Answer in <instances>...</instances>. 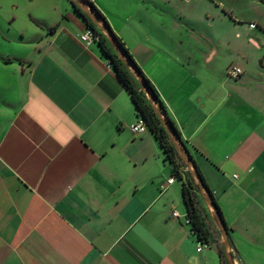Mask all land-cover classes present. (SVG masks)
I'll return each mask as SVG.
<instances>
[{"label": "crops", "instance_id": "1", "mask_svg": "<svg viewBox=\"0 0 264 264\" xmlns=\"http://www.w3.org/2000/svg\"><path fill=\"white\" fill-rule=\"evenodd\" d=\"M53 1L0 38V264H222L209 219L197 251L182 180L168 183L150 132L130 131L138 113L98 42H81L85 21ZM258 1L133 0L120 24L93 4L175 122L235 264H264V25L247 8Z\"/></svg>", "mask_w": 264, "mask_h": 264}, {"label": "trees", "instance_id": "2", "mask_svg": "<svg viewBox=\"0 0 264 264\" xmlns=\"http://www.w3.org/2000/svg\"><path fill=\"white\" fill-rule=\"evenodd\" d=\"M93 5V3L91 2ZM94 6V5H93ZM75 10L77 13L83 18V20L86 23L87 28H90L94 34L98 38V44L100 46V49L104 55V57L107 59L109 66L112 68L113 72L117 76L119 82L124 86V88L127 90L133 105L135 107L136 112L138 113V117H141L144 119L148 132H150L153 137L155 138L156 142L158 143L165 161L169 164V166L172 169V176L176 178V180H182V200L183 204L186 208V216L189 219V227L191 228V232L197 237L199 243L204 245H209L212 242V233L207 225V220L214 225L210 215L208 214V211L203 203L202 198L199 196L196 185L194 183L193 178L191 177L190 173L186 170V166L184 162L180 159L178 156L174 146L170 142L169 136L167 132L165 131L164 127L162 126L159 118L157 117L154 109L148 102V99L146 97V94L142 91L141 87L139 86L137 80L134 78V76L131 74L129 69L126 67V65L120 60L116 52L111 47L110 43L107 41V39L104 37V35L101 33V31L92 23V21L84 15L80 9L75 7ZM95 7V6H94ZM96 8V7H95ZM97 12L104 18V15L96 8ZM120 45L123 47V49L127 52L129 57L134 61L132 56L130 55L128 49L125 46V43L116 35ZM135 65L136 62L134 61ZM139 68V66L137 65ZM140 69V68H139ZM141 70V69H140ZM142 72V71H141ZM143 74V72H142ZM145 81L148 85V87L153 91V93L158 97V99L161 101L159 94L153 84L150 82V80L143 74ZM162 107L166 110L163 102L161 101ZM169 123L171 127L173 128V131L180 136V133L178 131V128L175 124V122L168 116ZM192 157V156H191ZM193 159V158H192ZM195 163V161L193 160ZM198 173L202 179L203 184L207 188L208 192L210 193V196L212 197L214 204L221 215L222 219V213L220 208L218 207L215 199L213 198V195L211 191L208 189L205 180L195 163ZM200 204L203 206V210L200 208ZM224 221V219H223ZM225 223V221H224ZM226 225V223H225ZM227 227V225H226ZM228 229V227H227ZM218 234L220 235V232L217 230ZM219 256L221 258L222 264H228L225 256H224V250L222 244L219 248Z\"/></svg>", "mask_w": 264, "mask_h": 264}, {"label": "water", "instance_id": "3", "mask_svg": "<svg viewBox=\"0 0 264 264\" xmlns=\"http://www.w3.org/2000/svg\"><path fill=\"white\" fill-rule=\"evenodd\" d=\"M71 3L81 10V12L86 15L92 23L101 31L107 41L110 43L113 50L116 52L120 60L126 65L131 74L137 80L142 91L146 94L148 102L154 109L157 117L159 118L162 126L167 132L170 142L174 146L178 156L184 162L186 170L190 173L196 185L197 192L202 198L203 203L210 215L215 227L221 234V242L224 250V256L228 264H235L231 244L229 241L228 229L219 214L210 193L202 182V179L198 173L197 167L193 162L191 154L187 149L185 143L182 141L181 136L177 135L173 128L171 127L166 110L162 107L161 101L158 97L151 91L148 87L145 78L141 70L135 65L134 61L129 57L127 52L120 45L115 32L112 30L111 26L96 10V8L91 4L89 0H70Z\"/></svg>", "mask_w": 264, "mask_h": 264}, {"label": "rangeland", "instance_id": "4", "mask_svg": "<svg viewBox=\"0 0 264 264\" xmlns=\"http://www.w3.org/2000/svg\"><path fill=\"white\" fill-rule=\"evenodd\" d=\"M90 1L93 4H95V6L103 10L105 14H109L110 16L109 18L114 24L122 23L119 13L126 12L127 8L131 7L133 3V0H90ZM57 4L60 5L59 3ZM57 4L53 0H0V38L15 35L18 26H20L21 28L26 27L29 21V14L32 15L38 12L46 13L44 10L53 8ZM62 5L66 7L67 3L63 2ZM247 8L251 9L250 12L251 15L260 17L259 23L261 25H259V27L264 25V2L258 1V5L250 2V4L247 5ZM101 10L100 12L104 15L107 22L112 28V25L110 24L111 21H108L107 17ZM14 17H16V20H14L13 22ZM213 26H215L214 23ZM245 26L247 29L250 27L248 23ZM112 30L114 31L113 28ZM258 32L261 33V30L258 29ZM249 37L250 35H248L247 33L245 39H248ZM261 46H262L261 51H259L257 55V57H259V60L261 61L257 62V65L260 67V63H261L263 66L262 70L264 71V41L263 42L261 41ZM246 53L248 56L252 55V49L250 47H247ZM177 183L181 185L179 181H177Z\"/></svg>", "mask_w": 264, "mask_h": 264}, {"label": "built area", "instance_id": "5", "mask_svg": "<svg viewBox=\"0 0 264 264\" xmlns=\"http://www.w3.org/2000/svg\"><path fill=\"white\" fill-rule=\"evenodd\" d=\"M250 27L251 28H255V25L254 24H250ZM80 40L84 44L89 45L92 42H97L98 38H97V36L94 34V32L90 28H86L84 33L81 35ZM241 73H242L241 69L236 68V67H233V68L229 69L228 72H227L228 76L230 78H232V79H237L241 75ZM130 131L135 136L147 133L148 132V128H147V125H146L144 119H142L141 117H138L136 119V121L131 125ZM175 181H176V178L172 176L168 180V183L169 184H173ZM172 217L173 218H178L179 217L178 212L174 211L172 213ZM184 223H185L186 226H189L190 221L187 218V216L185 217ZM204 246H205L204 244H200L199 247L197 248V251L200 252L203 249Z\"/></svg>", "mask_w": 264, "mask_h": 264}]
</instances>
